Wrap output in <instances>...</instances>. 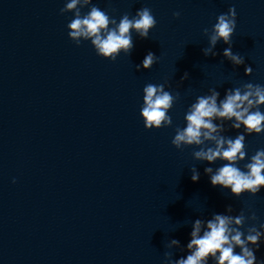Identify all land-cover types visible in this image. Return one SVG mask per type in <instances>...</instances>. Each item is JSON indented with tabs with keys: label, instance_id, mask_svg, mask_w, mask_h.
I'll return each mask as SVG.
<instances>
[{
	"label": "clouds",
	"instance_id": "1",
	"mask_svg": "<svg viewBox=\"0 0 264 264\" xmlns=\"http://www.w3.org/2000/svg\"><path fill=\"white\" fill-rule=\"evenodd\" d=\"M85 7L89 11L82 14L81 10ZM65 13H73V18L67 24L70 40L77 46L82 41H91L96 54L112 62L121 53L130 56L134 48L133 32L141 39H149L150 30L157 24L152 10L148 7L140 8L131 18L128 13L123 14L117 23L114 17L93 4L92 0H68L60 9L61 15ZM236 15L235 7H231L227 13L217 17L211 30L203 29L209 43L202 51L205 56H216L214 49L222 41L228 45L223 50V56L234 66L244 65L245 76H250L252 68L245 64V58L232 51ZM173 16L179 18L180 13L174 12ZM159 59L160 57L149 51L142 63L135 68L138 71L141 68L150 70ZM188 77L189 74L185 72L181 81ZM209 93L198 96L190 105L184 117L186 126L175 129L171 143L181 151L185 147L198 146L199 150L193 152L195 160L210 165L217 160L226 162L215 170L213 167L204 169L213 187L228 189L236 198L244 193L256 196L264 189V149L256 150L243 170L238 164L247 156L246 134L264 133V112L260 110L264 106V85L243 83L239 87L227 89L223 99H220V93L216 89H209ZM178 99L179 93L173 95L165 90V84H146L140 110L145 129L172 126L173 120L168 113ZM226 122H230V128L236 130L243 126L244 132L236 135L234 139L222 135L227 130ZM191 172V180L197 182L200 178L199 172L195 167L191 168ZM12 182L15 183V179ZM232 212V205H228L226 213L229 214L214 213L210 219H196L192 223L190 240L186 245V256L173 259L172 252H165L166 264H209V260L213 264H264V259L258 261L255 255L264 242V223L259 225V229L253 223L242 231L248 221L258 220L255 211L246 215L241 209L235 216L230 215ZM167 247L178 248L180 241L172 239Z\"/></svg>",
	"mask_w": 264,
	"mask_h": 264
}]
</instances>
